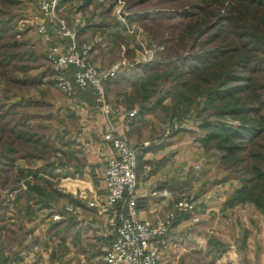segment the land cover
Masks as SVG:
<instances>
[{
	"label": "rangeland",
	"instance_id": "rangeland-1",
	"mask_svg": "<svg viewBox=\"0 0 264 264\" xmlns=\"http://www.w3.org/2000/svg\"><path fill=\"white\" fill-rule=\"evenodd\" d=\"M38 2L0 0V219L9 194L26 204L37 197L52 214L35 184H47L51 166H79L81 158L74 107L47 59L60 28L38 34ZM74 15L84 28H73ZM57 17L75 37L89 31L76 43L92 54L111 37L106 67L133 61L138 34L153 44V61L105 84L107 102L150 111L153 140L179 135L195 171L214 166L212 174L239 183L240 200L264 207V0H60ZM225 136L233 154L217 149ZM25 176L35 181H22L21 190Z\"/></svg>",
	"mask_w": 264,
	"mask_h": 264
},
{
	"label": "crops",
	"instance_id": "crops-1",
	"mask_svg": "<svg viewBox=\"0 0 264 264\" xmlns=\"http://www.w3.org/2000/svg\"><path fill=\"white\" fill-rule=\"evenodd\" d=\"M77 33L78 44L88 41V30ZM53 43H59L58 38ZM103 43L93 54L90 52V57L101 68H109L103 61L113 47L111 37ZM105 93L107 96L106 89ZM77 94L68 100L80 125L76 138L81 147L79 166H51L47 184H35L52 207L48 217L45 209L36 206L37 197H30L31 202L26 204L13 194L2 196L4 204L9 205L4 219H0V264L101 263L103 250L114 237L109 234L105 218L87 204L105 197L103 171L113 152L103 142V135L111 127L138 153L135 197L140 220L154 221L171 210L172 203L163 193L174 200L186 197L195 205L192 213L178 214L165 239L160 264H264V213L251 202L239 199L238 182L235 186L223 174H212L214 166H199L195 171L194 155L185 152L188 149L179 135L165 142L153 140L150 111L146 113L137 106L127 108L125 103L115 101L109 102L107 117L93 100ZM131 112L136 115L130 117ZM40 167L34 169L40 171ZM26 178L21 182L28 178L35 181ZM21 182L18 187L22 190ZM20 203L24 210L14 208ZM32 209V216L26 215L25 210ZM56 214L63 220L53 221Z\"/></svg>",
	"mask_w": 264,
	"mask_h": 264
},
{
	"label": "built area",
	"instance_id": "built-area-1",
	"mask_svg": "<svg viewBox=\"0 0 264 264\" xmlns=\"http://www.w3.org/2000/svg\"><path fill=\"white\" fill-rule=\"evenodd\" d=\"M60 0H39L38 10L41 23L38 34L46 36L48 25H59V43H53L47 54L53 71L55 85L66 96L77 91L92 90L95 102L105 116L110 115V105L106 99L105 84L116 79L124 71L153 61L156 47L138 34L139 53L133 61L122 60L109 68H101L90 57L91 47L76 43V31L57 17ZM121 17V14L119 15ZM73 28H84L85 20L74 15ZM136 112H131L134 117ZM113 155L106 159L103 171L105 197L102 201L89 202L88 208H95L105 218L113 242L103 250L100 264H160L165 239L179 213H192L195 205L188 198L172 199L170 194L163 197L171 201V210L154 221L139 219V206L135 191L137 188L136 159L137 150L124 138L115 134L111 127L103 135ZM148 146V144H144ZM146 168V167H145ZM147 169V168H146ZM198 169V167H196ZM71 212L70 209H66ZM53 221H61L59 214L52 216Z\"/></svg>",
	"mask_w": 264,
	"mask_h": 264
},
{
	"label": "trees",
	"instance_id": "trees-1",
	"mask_svg": "<svg viewBox=\"0 0 264 264\" xmlns=\"http://www.w3.org/2000/svg\"><path fill=\"white\" fill-rule=\"evenodd\" d=\"M137 68H139V66H136L134 68H130V69L124 71L123 73L130 72L131 69H137ZM76 93L79 94V95L77 94L79 97H82L85 100L91 99V100H93L95 102V95L93 94V91L92 90H89L88 89V90H85V91H77ZM96 105H97V103H96ZM217 149L220 150V151H222V152L228 153V154H233L234 151H236L238 148L233 145V143L230 141L229 137L225 136V137H223L222 139H220L218 141ZM256 207L260 211H262L264 213V207L263 206H261L260 204H256Z\"/></svg>",
	"mask_w": 264,
	"mask_h": 264
}]
</instances>
